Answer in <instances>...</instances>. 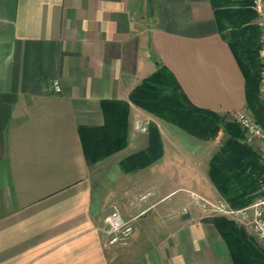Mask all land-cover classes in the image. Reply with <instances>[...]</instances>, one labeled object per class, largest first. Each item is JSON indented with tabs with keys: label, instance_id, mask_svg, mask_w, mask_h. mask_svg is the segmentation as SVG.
Returning a JSON list of instances; mask_svg holds the SVG:
<instances>
[{
	"label": "crops",
	"instance_id": "0c3cea01",
	"mask_svg": "<svg viewBox=\"0 0 264 264\" xmlns=\"http://www.w3.org/2000/svg\"><path fill=\"white\" fill-rule=\"evenodd\" d=\"M0 45V264H232L208 222L222 200L208 176L215 141L131 104L121 151L88 162L79 136L104 126L102 101L128 102L157 65L191 106L246 110L209 0H0ZM150 124L160 157L123 171ZM113 207L134 230L110 247Z\"/></svg>",
	"mask_w": 264,
	"mask_h": 264
},
{
	"label": "trees",
	"instance_id": "16d2710c",
	"mask_svg": "<svg viewBox=\"0 0 264 264\" xmlns=\"http://www.w3.org/2000/svg\"><path fill=\"white\" fill-rule=\"evenodd\" d=\"M209 1L218 35L230 48L243 75L246 109L253 115L257 124L264 128V103L259 95L260 75L253 72L256 68V58L261 57V49H254L256 41L253 38L256 35L252 34V30L255 28L253 23H257V14L249 9L253 0ZM233 4L240 7L233 10ZM244 25L245 29H242L240 26ZM239 46L243 47L241 52L238 51ZM129 104L188 134L203 138V134H197L201 124L214 123L219 118L213 113L191 106L171 72L166 67L157 65L156 70L130 92L128 102H101L105 121L103 127L79 129L84 156L88 162H96L125 148ZM224 127L229 140L241 142L245 153L254 160L253 164L262 166L263 175L264 167L260 158L243 143L239 127L234 124H226ZM148 138L149 146L145 151L133 154L120 162L119 166L123 171L143 168L160 157L161 141L156 127L148 129ZM208 176L218 194L226 199L232 208L247 205L245 200L240 199L242 194L235 193V183L230 175L224 173L221 164L212 160ZM208 222L218 231L232 264H264V249L254 238L246 236L243 229H237L231 221L222 217H215Z\"/></svg>",
	"mask_w": 264,
	"mask_h": 264
},
{
	"label": "rangeland",
	"instance_id": "374dc122",
	"mask_svg": "<svg viewBox=\"0 0 264 264\" xmlns=\"http://www.w3.org/2000/svg\"><path fill=\"white\" fill-rule=\"evenodd\" d=\"M231 7L234 10V9L239 8L240 5L233 4ZM249 9L253 10V6L250 5ZM253 25L255 28L254 30H252V34L256 35L253 38L256 41L254 45V49H262V42H261L262 35H261L260 27L255 22L253 23ZM240 27L242 29H245V25L240 26ZM257 27L259 29H257ZM245 36H247V33L245 34ZM250 47L252 49V45ZM5 48L6 47L0 45L1 54L4 53ZM242 50H243V47L239 46L238 51L241 52ZM254 64L256 68L253 70V72L257 74L259 73L260 75L259 95H260L262 102L264 103L263 93H261V87H263L261 86V77H262V71H263V64H262L261 57L259 59L256 58ZM140 110L143 111L146 115H148L152 119H158L154 115L142 109ZM245 113H247V115L250 116L251 118L253 117L252 114L247 109ZM218 117L219 118H217L214 123L212 122V123L203 124L201 122L202 123L200 126L201 128L197 130V134L199 135L203 134L205 137L208 138L210 142L215 141V143H217L219 149L214 154L213 162L221 164V167L224 173L232 177V180L235 183V185H233V189L235 190V193L242 194V197L240 199L245 200L247 202V205L245 206L247 207L251 203H253L260 195L263 194V189L261 187V185H263L262 166L260 164H257V165L253 164L254 160L247 153H245L244 147L242 146L241 142L229 140V137L227 133L225 132V127H224L226 124H234L235 126H238L239 129L241 130L242 137L244 138L243 129L241 128L239 124L235 122L233 115L218 116ZM152 127H155V126L150 124L149 128H152ZM243 143L245 144L244 141ZM222 204L226 206V209L229 208L230 210H233V211L244 208V207L232 208L229 205V203L226 201V199L222 198L221 202L217 206H214V207L209 206L208 209L210 212L208 214L210 216L212 215L213 217L209 218L208 221L215 217H222L228 221H231L237 229H243L244 232L246 233V236L248 235V237L249 236L252 237L251 235L252 233L249 231L247 224H244L240 220H237L236 217H234L233 215L222 214L219 211V208L221 207Z\"/></svg>",
	"mask_w": 264,
	"mask_h": 264
},
{
	"label": "built area",
	"instance_id": "2783aa9c",
	"mask_svg": "<svg viewBox=\"0 0 264 264\" xmlns=\"http://www.w3.org/2000/svg\"><path fill=\"white\" fill-rule=\"evenodd\" d=\"M253 10L257 14V24L260 27L262 35V49L261 59L263 64V71L261 77V93H263L264 100V0H253ZM55 92L60 91L57 83L53 84ZM246 110L239 111L233 114V118L237 124L241 126L244 132L243 141L249 146L260 158L264 167V128L259 126L254 119L245 113ZM253 116V115H252ZM263 194L260 195L249 206L236 211L226 209L224 204L221 205L219 211L222 214L233 215L237 220L248 225L252 237L264 249V174H263ZM134 227L130 220L122 217L119 210L115 207L111 209L105 220L104 232L107 237V244L110 247L124 245L131 237Z\"/></svg>",
	"mask_w": 264,
	"mask_h": 264
}]
</instances>
